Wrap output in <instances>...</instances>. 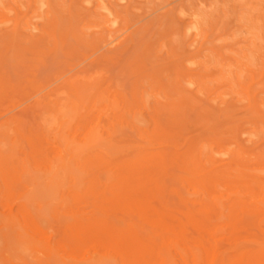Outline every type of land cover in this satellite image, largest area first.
<instances>
[{
	"label": "rangeland",
	"instance_id": "rangeland-1",
	"mask_svg": "<svg viewBox=\"0 0 264 264\" xmlns=\"http://www.w3.org/2000/svg\"><path fill=\"white\" fill-rule=\"evenodd\" d=\"M88 1L89 0H0V221L5 218L4 220H6L5 222L7 224L8 217H10L11 214H16V216H11L10 219L13 220L15 218L18 220V223L15 219L13 222L14 224H18V229L20 231H17L21 236L19 237L20 240H17L18 242L14 239H9L8 241L6 235L11 232L8 230V227V231L1 229L6 227L4 226V221H2V223L0 222V237L2 236L3 238H0V241H2L0 245V264L3 262H5L3 264H54L52 262H55V264H81L80 260L82 264H85V262L88 264L89 261L90 264H122V258L118 255L115 248H108L104 244H101L100 241L95 242L91 240L89 236L83 234L86 227L94 229L96 227L93 226L96 225H100L99 227L105 226L104 220H106V225H108L110 230L114 226L115 229L117 227L116 230L125 229L124 227L128 225L127 222H129V225L135 224L131 226L134 229L139 223V225L143 224L141 225L144 227H142L143 229L138 225V229L136 228L135 230L138 235L139 233L141 234L140 237L143 235L142 237L144 239L148 238V242L152 243L151 245L154 247L152 250H147V254L145 251H139V249H137L138 252L135 251L131 253V256H133L132 258L130 256V260L132 261L134 257L138 260L137 263L140 264H149L151 262L150 260L153 261L151 264H159L161 263L160 261L163 260H165V262L163 261L161 264H215V262L218 264L219 260V264H239L240 261L241 264H264V240L262 243V238L264 236V68H262V61L264 67V58L263 56L261 57V55H264V23L260 25V21H258L261 19V22H264V0H250L251 2L249 0H241L242 3H239L241 2L239 0V2L237 0H230L231 2L229 0H206V2L205 0H123L124 2L122 0H113L114 3L112 0ZM210 1L211 3H209ZM100 2L103 6H106V9L108 7L110 8V10L108 8L110 12L108 16L109 20L115 19L116 21L118 19L117 23H114L115 25H107L106 17H103L107 16L106 13L98 9V4ZM228 2L233 4H229ZM246 2L249 3V5H246ZM256 2L259 4L261 3L260 6L256 4ZM191 3L195 5L192 6ZM220 3L223 4V6ZM252 3L253 5L251 8ZM201 4H203L205 8L202 7ZM210 4H214V6H210ZM244 4L245 8L243 9ZM219 5L221 6L219 7ZM233 5L237 7L236 9L242 7L241 9L239 8L241 11L238 9L234 11V14H231L233 12H231L230 9L233 11ZM227 6H230V9L227 8ZM257 6L259 7L256 8ZM200 7L201 9H199ZM188 8L190 10H188ZM224 8L225 10L227 9V13ZM247 8L250 9L247 10ZM215 9L216 12L219 11L217 14L214 11ZM228 10L231 13L228 12ZM220 11H223L221 12L223 14L225 12V15L221 14ZM253 11L255 12L254 15ZM214 12L215 14H213ZM181 13H185L183 17L180 16ZM117 14L120 16L118 15V17ZM176 14L185 21L183 19L180 20V17L177 18ZM191 15L198 17V20L201 16L202 18L197 25L203 24L201 25L202 28L198 26L196 29L193 28L194 31L191 28L190 30L192 33L189 30L192 23L190 19V17H192ZM216 15H218V17ZM228 15L231 17L230 20ZM185 16L190 17L185 18ZM99 18L103 22L98 20ZM205 18L206 22L204 21ZM242 18H246L247 25L246 23L243 25ZM210 19H212L213 22H211ZM236 20L237 24L235 25ZM251 21L254 23L252 24ZM256 21L258 22L256 23ZM181 22L186 25H183ZM238 23L243 28L240 27ZM248 23H250V25ZM107 26H110L109 29ZM119 26L123 27L120 28ZM234 27H236V31ZM237 27L238 29L240 27L239 30L243 32L241 35H239L241 31H237ZM244 27L247 29H244ZM103 28L108 29L105 30L108 34L105 33ZM249 28H252V30ZM245 30H248L252 34L253 32L251 31H254L255 34L251 36V34ZM101 31H104V33ZM197 31L199 37L197 36ZM204 31L206 32L205 34ZM222 35H224L223 38ZM259 38L261 40H259L257 43L258 45H256V41H258ZM196 39L197 43H195ZM222 39L224 41H222ZM220 40L222 42L217 43ZM235 40L237 41L235 42ZM247 40L249 44L246 42ZM248 45H250V47ZM259 45L263 46L260 47ZM254 46L256 49L258 47L261 49L258 48L259 51H257L258 49L256 50ZM251 47L254 48L251 49ZM246 48L251 50H248L249 54ZM231 49L233 50L230 51ZM208 50H212L213 53ZM235 50L239 52H233ZM252 50L253 53H251ZM220 52H222V54ZM193 55H196V57ZM220 55L223 56V58ZM235 55L238 57L240 56V58H237ZM252 59L255 60L253 61ZM192 60H194L195 63ZM230 61H233V63ZM255 62L258 65L254 64ZM232 67H235L236 70ZM246 71L247 73H251L247 74ZM244 72L246 74H244ZM199 75L200 78L198 77ZM211 75H213V78ZM205 76H207V78ZM251 76L252 78L249 79ZM86 78H88L89 81H87ZM233 79L237 81L235 82ZM240 80L242 82H240ZM190 81L193 85L195 84V86H192ZM239 83L240 86L238 85ZM224 84L226 85L224 86ZM214 88L215 90L213 91L212 89ZM250 88H252L251 91ZM208 91L209 93H207ZM258 95L259 99L257 98ZM240 100L242 101L239 102ZM261 103H263L262 106ZM250 132L251 134L254 132V134H252L253 137L249 135ZM224 151H227V153L225 154ZM187 152H189L188 156L184 155ZM215 153L218 155H215ZM126 155L128 157H126ZM181 156L184 157L182 158ZM109 160L113 164H109ZM122 160L125 161L123 162ZM176 160H178L179 163ZM144 162H147L149 166L144 164ZM125 163H127V165H124ZM235 163L237 167L241 165L240 169L236 167ZM142 164L143 166L140 167ZM175 165H177V168ZM130 168L135 171L141 169V172L142 169L144 170L145 168L146 171L145 173L142 172L140 175V171L134 173ZM224 168L229 172L230 176ZM232 168H234L233 171L235 173H232ZM252 168L255 170L254 172ZM168 169L171 171L170 173ZM201 169L205 170L204 173ZM235 169L238 172H236ZM130 170L132 174L134 173V180L136 179L137 181V184H134V180H132L133 185L130 187H134L132 190L129 188L131 185L130 179H133H129L130 176L132 177V174L128 173ZM185 170L191 174L189 173V175L187 173V175ZM193 170L196 174H194L195 172ZM210 170L212 172H210ZM217 170L220 171H218L220 174ZM215 171L218 174L216 173L215 175ZM107 172H111L110 174L112 175ZM124 173L128 174L126 175ZM136 173L139 174L135 175ZM206 173L211 175L206 177ZM238 173L241 178L238 176ZM120 174H124L126 177L124 175L120 177ZM129 174L131 175L129 176ZM199 174L205 175V177L203 176L205 179ZM195 175H199L198 177L200 180ZM217 175L219 178H217ZM138 176L149 177L145 179L139 177V180H137ZM152 176H154V178ZM190 176H192V178ZM254 177L255 180L252 182L251 180ZM124 178L126 179L124 180ZM207 178H209V182L206 185L204 181L207 183ZM246 178L249 179L247 180ZM118 179L119 181H117ZM195 180H197L196 182L198 184L191 183V181L195 182ZM239 180L242 181L240 182ZM97 181L99 183L95 184ZM198 181H202L203 184H199ZM142 182H147L146 184L149 186H144L146 184H142ZM117 183L118 185L121 183L122 186L120 185L116 188L118 186ZM254 183H259V185H254ZM121 187H123V190ZM149 187H153V189ZM146 188L147 190L149 188V190L147 191ZM115 189H118V191ZM150 189L153 190V192L150 191ZM119 190L120 193H123H121V196L118 194ZM195 190L197 192H194ZM128 191H133V193L126 194ZM76 193L82 194L80 195L81 197L78 196V194L76 195ZM107 193L110 197L107 196ZM131 194L134 195L132 196ZM147 194H149L150 197H148ZM136 195L137 201H139V207L136 204L137 207L133 209L134 206H136L135 203H137L134 197ZM130 196L134 202H130L132 200ZM144 197H146V199H144ZM104 198L108 201L110 200L109 198H114L115 200H110L111 203L110 201H105ZM149 198H151V200ZM218 198L222 201L221 204ZM180 200L183 202H180ZM247 200L248 203L242 204L243 201L245 203ZM65 201L67 203H65ZM113 201H119V203L117 202L119 208L117 207L118 205L116 206L117 203ZM216 201L220 202L218 203ZM120 202H122L121 204L123 205H121ZM155 202H157V204ZM159 202H161V204ZM106 203L110 206L116 204L111 208L107 206ZM238 203L241 204V206L244 205V207H241ZM131 204L132 206L134 205L133 208H131ZM190 204H192L193 207ZM217 204H219V208ZM222 204L224 207H222ZM226 204L227 207H225ZM104 205L110 208L107 209ZM178 205L181 206V209L184 211L179 209L180 207H176ZM114 206L118 209L114 208ZM238 206H240L241 209ZM248 206L251 207L248 208ZM150 207L153 208L151 209ZM203 207H209V210ZM122 208L123 210H121ZM18 209L20 212H26L27 210L28 212L25 214L30 218L23 217V213H19ZM105 209H107V215L104 212ZM109 209H111V211H109L110 215L108 212ZM228 209H230V211H228ZM253 209L255 210L253 211ZM117 210L120 215H118L119 213ZM140 210L142 212H146L147 210L148 213L150 210L152 213H150V215L148 213L145 214V212L140 213ZM164 210L167 211V213ZM210 210L212 211V215L210 214ZM171 211L172 213L175 211V213H173L174 215L177 214L173 218V214L170 213ZM182 211L185 213L183 214ZM190 211L192 213L195 212L194 217ZM198 211H200V213H196ZM114 212L118 219L115 218L116 215ZM230 212L233 213L231 214ZM259 212L263 214L261 213L262 215H260ZM124 213H126L125 216L129 213V216L125 217ZM180 213H182L183 216ZM229 213L232 218L234 217V219H237H232L233 222H230V216L226 217ZM252 213H255V216H253ZM104 214L106 216L103 218ZM169 214H171V217H169ZM195 214H197V216ZM202 214L206 215L203 216ZM1 215H4V218ZM30 215H32V217ZM143 215H145L144 217L147 215L151 217L152 215L153 218L157 219L153 220V218H149L148 216V218L146 217L144 219ZM221 215H223L224 218H221ZM250 215H252V218ZM61 216L63 219L60 220ZM68 216L70 218L73 216L71 219L76 223L71 222L72 220H70ZM176 216L179 217V220ZM199 216L203 218V221ZM207 216L210 217L208 220H206ZM124 217L131 221H127ZM163 217H166V219L169 218V221L167 220L168 223ZM182 217H185L184 220H182ZM204 217H206L205 220L209 224L212 223L209 225L205 221L209 225V228L204 222ZM228 217L229 221L227 220ZM27 218L28 221H25ZM81 218L88 221L89 224L85 223ZM244 218L248 221L242 220ZM29 219H32L35 223L31 220L34 224H30L31 222ZM41 219L45 220L41 222ZM149 219L152 221L149 222ZM170 219L175 223L179 221L177 223L180 226L175 223L172 224L176 225V227L171 225ZM213 219H215V221ZM220 219L222 220L220 221ZM239 219V223L242 222L240 225L237 223ZM58 220L60 222L62 221V223ZM90 220H92L91 224ZM99 220L103 222L100 224V222H97ZM114 220L115 222H113ZM250 220H253L254 223ZM45 221L47 222L45 223ZM64 221H68V224H65ZM211 221H214L215 225L214 222ZM235 221L236 223H234ZM26 222H29V225L26 224ZM93 222H95V224L97 222V224L94 225ZM162 222L164 224H162ZM243 222L249 224L247 225ZM124 223L126 225H124ZM146 223H150V225ZM181 223L186 226L191 224V226L190 228L188 226V229L183 228L186 226H183ZM218 223H220V225H218ZM232 223L234 227H231V225H233ZM35 224L37 225L36 227ZM257 224L262 229H260ZM63 225L66 228L62 227ZM242 225L249 229L246 228V230L244 227L245 231H242ZM77 226L85 229L81 230ZM172 227L176 228L177 231ZM53 228L54 230L52 231ZM67 228H69V230ZM73 228L78 230H72ZM108 228L107 230H109ZM147 228H151V230L154 231L150 230L151 232L149 231V233L148 230H146L148 236L146 235L145 237V232L143 230ZM193 228L194 231L196 230V233L193 231ZM184 229H187V231H184ZM189 229H192L193 233ZM231 229L234 231H232L233 233L230 232V236L229 231H231ZM178 230L181 233L182 239H180V236L175 235L176 232L178 233ZM221 230L223 232H221ZM64 231H67V233ZM72 231L82 233L80 236H77L78 239L74 238V242L69 239L73 240V237L76 236L74 235L75 233L70 234L69 236H74H71L72 238L69 239H67L69 236H65V234L68 235V233ZM246 231L256 232L258 234H250V232H247L249 235H246ZM154 232L162 233L161 235L163 236L155 237L153 234ZM170 232L171 236L174 235V237H178L179 239L167 236L170 235ZM63 233L65 234L63 235ZM163 233L167 234V237H165ZM56 234H59L60 237ZM255 234L258 236L256 237ZM260 234L263 235L261 236ZM151 235H153V237ZM259 235L261 236V242L258 241V238H260ZM8 237H11V235H8ZM151 237L152 239L150 240ZM185 237L186 239L190 238L187 239L189 241H186ZM191 237L197 238L191 239ZM199 237L200 239H198ZM205 238L208 239L206 241L209 243V246L207 243L205 244L206 241L201 242V240ZM230 238L233 240L229 241ZM6 239L7 241H4ZM45 239L47 243L43 242ZM60 239L65 244L60 242ZM79 239L82 240V242H79ZM173 239L175 240L173 243L178 244L179 241L182 242L179 243L177 247L176 244L173 245ZM209 239L211 241H209ZM153 240L155 243L150 242ZM212 240L215 242L213 243ZM237 240L241 243H236ZM249 240L252 241V244L251 242L249 243ZM75 241L79 248L76 247ZM156 241H159V243H161L160 245L163 247ZM8 242H14L11 247L8 248L10 252L5 248L6 244L7 247H9L8 244L10 243ZM27 243L30 244L28 245ZM54 243L56 244L55 247ZM70 243H74V245L72 244V246H70ZM14 244L18 245L15 247ZM37 244L39 245L37 246ZM97 244L99 246L101 245V247H98ZM154 244H157L158 248ZM180 244L182 245L180 246ZM234 244L235 246L237 244L239 245L234 247ZM65 245L70 246L67 247V249H71L70 254L73 257H71L69 251L65 249ZM230 245L234 247V251H232L233 249L232 247L230 248ZM248 245H251V250L248 249ZM1 246L4 248L1 249ZM92 246L94 249H92ZM240 246L241 249L239 248ZM56 247H58L56 251L55 249L52 251V249ZM192 247L195 250L196 248L199 250H196V252ZM200 247H202V250ZM236 248L238 250H235ZM244 248L247 250L245 251ZM258 248L261 250V253ZM14 250L16 251L14 252ZM160 250L163 251L161 252ZM5 252L11 257L7 258L9 256ZM50 252H52V254H50ZM152 252L154 254L156 253V255L154 256ZM59 253L60 255L62 254L61 257L58 255ZM230 253L231 256L235 255V253H239V255H237L240 259H238L236 255V257H231ZM242 253L245 255L243 256ZM249 253H252V255ZM23 255H25V257H23ZM185 255L186 257L188 256L187 260ZM198 255H200V260L196 258ZM147 256H152V259L147 258ZM223 256H225L226 259ZM246 256L250 260H248ZM230 257L234 261L231 260ZM4 258L8 261H5ZM153 258L157 261L153 260ZM243 258H245V260ZM135 259L133 261H135ZM14 260H16V262H14ZM141 261L144 262L141 263Z\"/></svg>",
	"mask_w": 264,
	"mask_h": 264
},
{
	"label": "bare ground",
	"instance_id": "bare-ground-1",
	"mask_svg": "<svg viewBox=\"0 0 264 264\" xmlns=\"http://www.w3.org/2000/svg\"><path fill=\"white\" fill-rule=\"evenodd\" d=\"M84 1H85V0H84ZM90 1H91V0H89L88 2H90ZM112 1H113V0H112ZM118 1H119V0H118ZM122 1H123V0H122ZM216 1H217V0H216ZM219 1H221V0H219ZM229 1H230V0H229ZM231 1H232V0H231ZM231 1H230V2H231ZM237 1H238V0H237ZM239 1H241V0H239ZM239 1H238V2H239ZM249 1H250V0H249ZM249 1H247V2H249ZM255 1H256V0H255ZM255 1H254V2H255ZM259 1H261V0H259ZM259 1H258V2H259ZM262 1H263V0H262ZM95 2H96V1H95ZM123 2H124V1H123ZM205 2H206V0H205ZM205 2H204V3H205ZM207 2H208V1H207ZM224 2H225V1H224ZM224 2H223V3H224ZM230 2H228V3H229V4H233V3H230ZM233 2H234V1H233ZM235 2H236V1H235ZM238 2H237V3H238ZM247 2H246V5H249V3H247ZM250 2H251V1H250ZM263 2H264V1H263ZM97 3H98V2H97ZM111 3H112V2H111ZM113 3H114V1H113ZM116 3H117V2H116ZM198 3H199V2H198ZM201 3H203V2H201ZM209 3H211V1H210ZM228 3H225V4H228ZM239 3H242V1L239 2ZM243 3H244V1H243ZM85 4H86V3H85ZM88 4H89V3H88ZM104 4H106V3H104ZM191 4H192V3H191ZM191 4H190V5H191ZM196 4H197V2H196ZM199 4H200V3H199ZM199 4H198V5H199ZM220 4H221V3H220ZM229 4H228V5H229ZM256 4H259V3L256 2ZM260 4H261V3H260ZM260 4H259V6H260ZM187 5H188V4H187ZM194 5H195V4H194ZM194 5L192 4V6H194ZM198 5H197V6H198ZM201 5H202V7H204L203 4H201ZM204 5H205V4H204ZM211 5L214 6V4H210V6H211ZM221 5L223 6V4H221ZM221 5H219V7H220ZM235 5H236V4H235ZM252 5H253V3L251 4V8H252ZM254 5H255V4H254ZM89 6H90V5H89ZM192 6H190V7H192ZM207 6H208V4H207ZM213 6H212V7H213ZM217 6H218V5H217ZM237 6H238V5H237ZM239 6H240V4H239ZM239 6H238V7H239ZM241 6H242V5H241ZM259 6H257L256 8H258ZM105 7H106V6H103L101 2L98 4V9H100L101 11H104V12L106 13V15H107V16H103V17H106V22L108 23L107 25L117 23V20H118V19H117L116 21H115V19L109 20L108 16H109V14H110V12H109L110 8L107 6V7L109 8V10H108V8L106 9ZM115 7H116V6H115ZM229 7H230V6H227V8H229ZM233 7H234V5H233ZM96 8H97V7H96ZM184 8H185V7H184ZM184 8H183V9H184ZM204 8H205V7H204ZM204 8H203V9H204ZM236 8H237V7H234L235 10L233 9V11H232V9L229 8V9L231 10V12H233V13H231L229 10H228V12H230L231 14H234V11L238 10L239 8L241 9L242 7H239L238 9H236ZM244 8H245V4H244L243 9H244ZM261 8H263V7H261ZM185 9H186V8H185ZM199 9H201V7H200ZM213 9H214V8H213ZM219 9H220V8H219ZM240 9H239V10H240ZM249 9H250V8H249ZM249 9L247 8V10H249ZM118 10H119V9H118ZM181 10H182V9H181ZM181 10H180V11H181ZM188 10H190V9L188 8ZM188 10H187V11H188ZM195 10H196V8H195ZM217 10H218V8H217ZM224 10H225V8H224ZM251 10H252V9H251ZM256 10H257V9H256ZM256 10H255V12H256ZM111 11H112V10H111ZM182 11H183V10H182ZM187 11H186V12H187ZM191 11H193V10H191ZM191 11H190V14H191ZM197 11H198V9H197ZM208 11H210V10H208ZM214 11L216 12V9H215ZM240 11H241V10H240ZM258 11H259V9H258ZM263 11H264V9H263ZM146 12H148V11H146ZM183 12H184V11H183ZM199 12H200V10H199ZM215 12H214L213 14H215ZM218 12H219V11H217L216 14H217ZM221 12H223V11H220V13H221ZM225 12L227 13V9L225 10ZM225 12H224V14H223V13H221V14L225 15ZM238 12H239V11H238ZM251 12H252V11H251ZM255 12L253 11V15L255 14ZM260 12H261V11H260ZM260 12H259V13H260ZM187 13H188V12H187ZM193 13H194V12H193ZM200 13H201V12H200ZM246 13H247V12H246ZM256 13H257V12H256ZM259 13H258V16H259ZM262 13H263V12H262ZM181 14H183V15H181ZM181 14H180V16L183 17L185 13H181ZM190 14H189V15H190ZM198 14H199V13H198ZM198 14H196V15H198ZM231 14H230V15H231ZM236 14H237V13H236ZM239 14H240V13H239ZM247 14L251 15L250 13H247ZM247 14H246V15H247ZM100 15H101V14H100ZM113 15H114V14H113ZM113 15H112V16H113ZM115 15H116V14H115ZM118 15H119V14H117V16H118ZM126 15H127V14H126ZM176 15H177V16H176L177 18L180 17L178 14H176ZM187 15H188V14H187ZM207 15H208V14H207ZM218 15H219V14H218ZM218 15H216V16L218 17ZM226 15H227V14H226ZM243 15H244V14H243ZM119 16H120V15H119ZM119 16H118V17H119ZM191 16H192V15H191ZM214 16H215V15H214ZM231 16H232V15H231ZM236 16H237V15H236ZM240 16H241V15H240ZM240 16H239V18H240ZM260 16H261V15H260ZM263 16H264V15H263ZM110 17H111V16H110ZM114 17H116V16H114ZM187 17L189 18L190 16H185V18H187ZM212 17H213V16H212ZM217 17H216V18H217ZM223 17H224V16H223ZM223 17H221V18H223ZM228 17H229V20H230L231 17H230L229 15H228ZM228 17H227V18H228ZM169 18H170V17H169ZM197 18H198V17H196V16H194V15H193L192 17H190L192 23H191V27L189 28V30H190L191 28H192V29H193V28L196 29L197 26H198V27H201V25H203V24H201V25H197V24H199V20H200L202 17L200 16V19H199V20H198ZM206 18H207V17H206ZM206 18L204 19L205 22H206ZM221 18H220V20H221ZM236 18H237V17H236ZM247 18H248V17H247ZM251 18H252V17H251ZM260 18H261V17H260ZM110 19H111V18H110ZM182 19H183V18L180 17V20H182ZM243 19H244V18H242L243 25H244V24L246 23V20H245L246 18H245L244 20H243ZM253 19L255 20L254 17H253ZM96 20H97V19H96ZM98 20H100V18H99ZM120 20H121V19H120ZM178 20H179V19H178ZM183 20H184V19H183ZM216 20H217V19H216ZM216 20H215V22H216ZM225 20H226V19H225ZM240 20H241V19H240ZM251 20H252V19H251ZM100 21H102V20H100ZM184 21H185V20H184ZM184 21H183V23H184ZM187 21H188V20H187ZM210 21L213 22L212 19H210ZM223 21H224V20H223ZM242 21H241V22H242ZM244 21H245V22H244ZM252 21H253V20H252ZM252 21H251V23H252ZM258 21H260V25H261L262 23H264V22H261V21H262L261 19L258 20ZM258 21H256V23H257ZM102 22H103V21H102ZM215 22H214V23H215ZM235 22H236V23H235ZM235 22H233V23H235V25H236V24H237V20H236ZM247 22H248V20H247ZM121 23H122V20H121ZM181 23H182V22H181ZM183 23H182V24H183ZM202 23H203V22H202ZM207 23H208V21H207ZM207 23H205V24H207ZM224 23H225V22H224ZM226 23H227V22H226ZM253 23H254V22H253ZM253 23H252V24H253ZM248 24L250 25V23H248ZM97 25H98V24H97ZM105 25H106V24H105ZM105 25H104V26H105ZM114 25H115V24H114ZM122 25H123V24H122ZM170 25H171V24H170ZM183 25H186V24H183ZM210 25H211V24H210ZM219 25H220V24H219ZM221 25H222V24H221ZM223 25H224V24H223ZM238 25H239V23H238ZM246 25H247V23H246ZM255 25H256V24H255ZM257 25H258V24H257ZM260 25H259V26H260ZM100 26H102V25H100ZM104 26H103V27H104ZM117 26H118V25H117ZM125 26H126V25H125ZM125 26H124V27H125ZM188 26H189V25H188ZM207 26H208V25H207ZM239 26H240V25H239ZM263 26H264V24H263ZM263 26H262V28H263ZM96 27H97V26H96ZM96 27H95V28H96ZM107 27H108V26H107ZM109 27H110V26H109ZM109 27H108V29H109ZM119 27H120V26H119ZM122 27H123V26H122ZM122 27H120V28H122ZM203 27H204V26H203ZM209 27L212 28L211 26H209ZM216 27H217V26H216ZM240 27H242V26H240ZM240 27H239V29H240ZM256 27H257V26H256ZM97 28H98V27H97ZM101 28H102V27H101ZM111 28H113V27H111ZM201 28H202V27H201ZM210 28H209V29H210ZM234 28H235V31H236V27H234ZM242 28H243V27H242ZM245 28H246V27H244V29H245ZM252 28H254V27H252ZM252 28H249V29L252 30ZM99 29H100V28H99ZM108 29H104V28H103L104 31H105V30H108ZM184 29H185V28H184ZM194 29H193V31H194ZM209 29H208V30H209ZM239 29H238V27H237V31H238ZM246 29H247V28H246ZM249 29H248V30H249ZM255 29H257V28H255ZM260 29H261V26H260ZM88 30H89V29H88ZM242 30H243V29H242ZM248 30H245V31H248ZM104 31H101V32L104 33ZM115 31H116V30H115ZM115 31H114V32H115ZM186 31H187V30H186ZM240 31H241V30H239V32H240ZM261 31H262V30H261ZM183 32H184V31H183ZM190 32H191V30H190ZM190 32H188V33H190ZM233 32H234V31H233ZM233 32H232V33H233ZM248 32H249V31H248ZM248 32H247V33H248ZM251 32H253V34H255L254 31H251ZM105 33H107V31H105ZM191 33H192V32H191ZM195 33H196V32H195ZM205 33H206V32L204 31V34H205ZM207 33H208V32H207ZM242 33H243V32L241 31L239 35H241ZM249 33H250V32H249ZM249 33H248V34H249ZM256 33H257V32H256ZM258 33H259V32H258ZM107 34H108V33H107ZM120 34H121V33H120ZM230 34H231V33H230ZM233 34H235V33H233ZM233 34H232V35H233ZM250 34H251V36L253 35L252 33H250ZM139 35H140V33H139ZM190 35H191V34H190ZM190 35H189V36H190ZM237 35H238V34H237ZM114 36H115V35H114ZM132 36H133V35H132ZM197 36L199 37V35H198V31H197ZM204 36H206V35H204ZM246 36H247V35H246ZM246 36H245V37H246ZM251 36H250V37H251ZM263 36H264V35H263ZM116 37H117V36H116ZM185 37H186V36H185ZM190 37H191V36H190ZM223 37H224V35H222V38H223ZM227 37H228V35H227ZM230 37H231V36H230ZM230 37H229V38H230ZM233 37H236V36H233ZM239 37H240V36H239ZM260 37H261V34H260ZM108 38H109V37H108ZM114 38H115V37H114ZM194 38H195V37H194ZM203 38H204V37H203ZM217 38H218V37H217ZM237 38H238V36H237ZM240 38H241V37H240ZM242 38H244V37H242ZM106 39H107V38H106ZM197 39H198V38H197ZM197 39H196V42H195V43H197ZM225 39H226V38H225ZM230 39H231V38H230ZM244 39H245V38H244ZM247 39H248V38H247ZM256 39H257V38H256ZM112 40H113V39H112ZM238 40H239V39H238ZM240 40H241V39H240ZM249 40H250V39H249ZM259 40H261V39L259 38L258 41H256V45H258L257 43L259 42ZM194 41H195V40H194ZM222 41H224V40L222 39ZM222 41L220 40V41H218L217 43H220V42H222ZM226 41H227V39H226ZM226 41H225V42H226ZM236 41H237V40H235V42H236ZM242 41H243V40H242ZM110 42H111V41H110ZM231 42H232V41H231ZM246 42L248 43V40H247ZM112 43H113V42H112ZM195 43H194V44H195ZM204 43H205V42H204ZM232 43H234V42H232ZM113 44H114V43H113ZM248 44H249V43H248ZM250 44H251V43H250ZM260 44H261V43H260ZM262 44H263V42H262ZM110 45H112V44H110ZM202 45H204V44H202ZM202 45H201V46H202ZM248 46L250 47V45H248ZM248 46H247V48H248ZM259 46L262 47L263 45H262V46L259 45ZM202 47H203V46H202ZM245 47H246V46H245ZM254 47H255V46H254ZM254 47H253V48H254ZM260 47H258V48H260ZM205 48H207V47H205ZM241 48H242V47H241ZM247 48H246V49H247ZM253 48L251 47V49H253ZM258 48H257V49H258ZM263 48H264V47H263ZM190 49H191V48H190ZM200 49H201V47H200ZM203 49H204V47H203ZM211 49H213V48H211ZM242 49H243V48H242ZM242 49H241V51H242ZM255 49H256V47H255ZM257 49H256V50H257ZM260 49H261V48H260ZM214 50H216V49H214ZM232 50H233V49H231L230 51H232ZM238 50H239V49H238ZM248 50H249V49H247V52H248ZM263 50H264V49H263ZM208 51H211V52L213 53L212 50H208ZM220 51H221V50H220ZM249 51H251V50H249ZM257 51H259V49H258ZM260 51H261V50H260ZM233 52H237V53H238L239 51L235 50V51H233ZM233 52H232V53H233ZM196 53H197V52H196ZM220 53L222 54V52H220ZM225 53H227V52H225ZM229 53H230V52H229ZM232 53H231V54H232ZM245 53H246V52H245ZM251 53H253V50H252ZM251 53H250V55H251ZM255 53H256V51H255ZM203 54H204V52H203ZM217 54H218V53H217ZM240 54H241V53H240ZM248 54H249V52H248ZM260 54H261V53H260ZM197 55H198V54H197ZM215 55H216V54H215ZM224 55H225V54H224ZM233 55H234V54H233ZM250 55H249V56H250ZM256 55H257V54H256ZM193 56L196 57V55H193ZM217 56H218V55H217ZM220 56H221V55H220ZM235 56H236V55H235ZM252 56H253V55H252ZM262 56H263V58H264V55H261V57H262ZM195 57H193V58H195ZM221 57L223 58V56H221ZM221 57H220V58H221ZM236 57H237V58H240V56H239V57L236 56ZM250 57H251V56H250ZM222 58H221V59H222ZM242 58H243V57H242ZM251 58H252V57H251ZM251 58H250V59H251ZM253 58H254V57H253ZM196 59H197V58H196ZM221 59H220V60H221ZM250 59H249V60H250ZM255 59H256V58H255ZM255 59H254V60H255ZM204 60H205V59H204ZM225 60H226V59H225ZM225 60H224V61H225ZM238 60H240V59H238ZM242 60H243V59H242ZM252 60H253V59H252ZM254 60H253V61H254ZM192 61L195 63L194 60H192ZM222 61H223V60H222ZM234 61H235V60H234ZM261 61H262V59H261ZM230 62H231V61H230ZM248 62H249V61H248ZM194 63H193V65H194ZM224 63H225V62H224ZM231 63H233V61H232ZM234 63H235V62H234ZM240 63H241V62H240ZM244 63H245V61H244ZM260 63H261V62H260ZM188 64H189V63H188ZM191 64H192V63H191ZM196 64H197V63H196ZM196 64H195V65H196ZM198 64H199V63H198ZM247 64H248V63H247ZM254 64H257V63L255 62ZM252 65H253V64H252ZM257 65H258V64H257ZM188 66H189V65H188ZM191 66H192V65H191ZM197 66H198V65H197ZM216 66H217V65H216ZM254 66H255V65H254ZM202 68H203V67H202ZM202 68H201V69H202ZM232 68H233V67H232ZM234 68H235V67H234ZM234 68H233V69H234ZM262 68H264V67H263V61H262ZM262 68H261V69H262ZM212 69H213V68H212ZM223 69H224V68H223ZM238 69H239V68H238ZM241 69H244V68H241ZM245 69H246V68H245ZM256 69H257V68H256ZM215 70H216V69H215ZM235 70H236V68H235ZM246 70H247V69H246ZM211 71H212V70H211ZM211 71H210V72H211ZM216 71H217V70H216ZM251 71H252V70H251ZM259 71H260V70H259ZM259 71H258V72H259ZM210 72H209V73H210ZM224 72H225V70H224ZM238 72H239V71H238ZM238 72H237V75H238ZM242 72H243V70H242ZM217 73H218V72H217ZM230 73H231V71H230ZM246 73H247V71H246ZM246 73L244 72V74H246ZM248 73H251V72H248ZM248 73H247V74H248ZM227 74H228V73H227ZM261 74H262V73H261ZM261 74H259V75H261ZM263 74H264V73H263ZM205 75H207V74H205ZM250 75H251V74H250ZM192 76H193V75H192ZM192 76H191V77H192ZM212 76H213V75H211V77H212ZM220 76H221V75H220ZM180 77H181V76H180ZM191 77H190V78H191ZM194 77H195V76H194ZM198 77L200 78V75H199ZM202 77H203V76H202ZM205 77L207 78V76H205ZM209 77H210V76H209ZM231 77H232V76H231ZM242 77H243V76H242ZM81 78H82V77H81ZM84 78H85V77H84ZM203 78H204V77H203ZM212 78H213V77H212ZM251 78H252V76L249 77V79H251ZM253 78H254V75H253ZM86 79H87V81H89L88 78H86ZM235 79H236V77H235ZM233 80H234V79H233ZM243 80H244V79H243ZM91 81H92V80H91ZM179 81H180V80H179ZM191 81H192V80H191ZM191 81H190V84H192ZM213 81H214V80H213ZM234 81H235V80H234ZM236 81H237V80H236ZM236 81H235V82H236ZM247 81H248V80H247ZM252 81H253V80H252ZM184 82H185V81H184ZM188 82H189V81H188ZM240 82H242V81L240 80ZM254 82H255V81H254ZM212 83H213V82H212ZM210 84H211V83H210ZM233 84H234V82H233ZM250 84H251V83H250ZM187 85H189V84H187ZM225 85H226V84H224V86H225ZM238 85L240 86V83H239ZM247 85H248V84H247ZM247 85H246V86H247ZM260 85H261V84H260ZM108 86H109V85H108ZM189 86H190V85H189ZM192 86H195V84H194V85L192 84ZM219 86H220V85H219ZM224 86H223V87H224ZM190 87H191V86H190ZM235 87L237 88L236 85H235ZM241 87H242V86H241ZM261 87H262V86H261ZM191 88H192V87H191ZM194 88H195V87H194ZM217 88H218V87H217ZM219 88H220V87H219ZM246 88H247V87H246ZM255 88H256V87H255ZM237 89H238V88H237ZM212 90L214 91L215 88L212 89ZM251 90H252V88H250V91H251ZM209 91H211V90H209ZM209 91H208L207 93H209ZM243 91H244V90H243ZM248 91H249V89H248ZM196 93H197V92H196ZM205 94H206V93H205ZM249 94H250V92H249ZM258 94H260V93H258ZM230 96H231V95H230ZM251 96H252V95H251ZM251 96H250V97H251ZM260 96H262V95H260ZM216 97H217V96H216ZM228 97H229V96H228ZM228 97H227V99H228ZM229 98H230V97H229ZM242 98H243V96H242ZM257 98L259 99V95H258ZM213 99H214V98H213ZM216 99H217V98H216ZM251 99H252V98H251ZM234 100H235V99H234ZM223 101H224V100H223ZM223 101H221V102H223ZM241 101H242V100H240L239 102H241ZM243 101H244V100H243ZM251 101H252V100H251ZM262 101H263V100H262ZM244 102L248 103L247 101H244ZM249 103H250V102H249ZM258 103H260V102H258ZM263 103H264V102H263ZM263 103H261V106L263 105ZM251 104H252V102H251ZM251 104H250V105H251ZM253 105H254V104H253ZM258 105H259V104H258ZM263 106H264V105H263ZM263 116H264V115H263ZM105 117H106V116H105ZM54 122H55V121H54ZM55 123H57V122H55ZM134 123L136 124L135 121H134ZM50 124H51V123H50ZM50 124H48V125H50ZM138 124H140V123H138ZM53 125H54V124H53ZM48 127H49V126H48ZM107 130H108V129H107ZM253 131H255V130H253ZM113 133H114V131H113ZM255 133H256V132H255ZM118 134H119V133H118ZM252 134H254V132H253ZM252 134H251V132L249 133V135H251V136L253 137ZM246 135H247V134H246ZM255 135H256V134H255ZM117 136H118V135H117ZM247 136H248V135H247ZM244 137H245V136H244ZM249 137H250V136H249ZM115 139H116V138H115ZM75 151H76V150H75ZM206 151H207V149H206ZM224 152H225V151H224ZM207 153H208V152H207ZM212 153H213V151H212ZM221 153H223V152H221ZM221 153H220V154H221ZM226 153H227V151L225 152V154H226ZM230 153H231V152H230ZM230 153H229V154H230ZM188 154H189V152H187V153L184 154V155H187V156H188ZM213 154H214V153H213ZM225 154H224V155H225ZM122 155H123V154H122ZM204 155H205V153H204ZM215 155H218V154L215 153ZM104 156H106V155H104ZM114 156H115V155H114ZM119 156H120V155H119ZM119 156H118V157H119ZM208 156H209V155H208ZM240 156H241V154H240ZM126 157H128V156L126 155ZM181 157H182V156H181ZM183 157H184V156H183ZM183 157H182V158H183ZM217 157H218V156H217ZM220 157H222V156H220ZM232 157H233V156H232ZM170 158H171V156H170ZM179 158H180V157H179ZM179 158H178V160H179ZM230 158H231V157H230ZM237 158H239V157H237ZM253 158H254V157H253ZM108 159H109V158H108ZM124 159H125V158H124ZM126 159H127V158H126ZM132 159H133V158H132ZM195 159H196V158H195ZM195 159H194V160H195ZM134 160H135V159H134ZM164 160H165V159H164ZM174 160H175V159H174ZM178 160H176V161H178ZM183 160H184V159H183ZM241 160H242V159H241ZM118 161H121V160H118ZM122 161H123V160H122ZM124 161H125V160H124ZM124 161H123V162H124ZM126 161H128V160H126ZM165 161H166V160H165ZM179 161H180V160H179ZM179 161H178V163H179ZM109 162H110V160H109ZM114 162H115V159H114ZM154 162H155V161H154ZM181 162H182V161H181ZM183 162H184V161H183ZM128 163H129V162H128ZM140 163H141V162H140ZM142 163H143V162H142ZM170 163H171V162H170ZM186 163H187V161H186ZM193 163H194V162H193ZM103 164H104V163H103ZM107 164H108V163H107ZM109 164H113V163L110 162ZM109 164H108V165H109ZM131 164H132V163H131ZM133 164H134V163H133ZM144 164H147V162H144ZM180 164H181V163H180ZM233 164H234V163H233ZM235 164H236V163H235ZM124 165H127V163H125ZM135 165H136V163H135ZM135 165H134V168L136 169V166H135ZM139 165H140V164H139ZM147 165H148V164H147ZM162 165H163V164H162ZM226 165H228V164H226ZM101 166H103V165H101ZM111 166H112V165H111ZM122 166H123V165H122ZM142 166H143V164H142L140 167H142ZM148 166H149V165H148ZM164 166H165V165H164ZM164 166H163V167H164ZM176 166H177V165H175V167H176ZM182 166L184 167L183 164H182ZM185 166H186V165H185ZM212 166H214V165H212ZM215 166H216V165H215ZM224 166H225V165H224ZM238 166H239V164H238ZM159 167H160V166H159ZM159 167H158V168H159ZM191 167H193V166H191ZM225 167H226V166H225ZM233 167H234V166H233ZM236 167H237V164H236ZM240 167H241V165H240ZM240 167H237V168L240 169ZM51 168H52V167H51ZM51 168H50V169H51ZM55 168H56V167H55ZM110 168H112V167H110ZM119 168H120V167H119ZM132 168H133V167H132ZM132 168H130V169H132ZM138 168H139V167H138ZM176 168H177V167H176ZM184 168H185V167H184ZM219 168H220V167H219ZM230 168H231V166H230ZM242 168H243V165H242ZM148 169H149V168H148ZM155 169H156V168H155ZM181 169H183V168H181ZM186 169H187V168H186ZM221 169H222V167H221ZM233 169H234V168H232V173L234 172ZM248 169H249V168H248ZM252 169H253V168H252ZM101 170H102V169H101ZM114 170H115V169H114ZM128 170H129V168H128ZM151 170H152V169H151ZM189 170H190V169H189ZM202 170H203V169H201V171H202ZM222 170H223V169H222ZM222 170H221V171H222ZM224 170H225V168H224ZM235 170H236V169H235ZM245 170H246V169H245ZM245 170H244V171H245ZM58 171H59V170H58ZM109 171H110V170H109ZM117 171H118V170H117ZM133 171H134V173H135L136 171H140L139 173H140V175H141L142 172L145 173L146 170H145V168H144V170L142 169V172H141V169H139V170L137 169L136 171H135L134 169H132V172H133ZM152 171H154V170H152ZM168 171H169V169H168ZM193 171H194V170H193ZM204 171H205V170H203L202 172L204 173ZM218 171H219V170H217V172H218ZM225 171H227V170H225ZM225 171H224V172H225ZM240 171H241V170H240ZM240 171H239V172H240ZM244 171H243V172H244ZM248 171H249V170H248ZM250 171H251V170H250ZM254 171H255V170L253 169V172H254ZM260 171H261V170H260ZM262 171H263V170H262ZM94 172H96V171H94ZM100 172H101V171H100ZM120 172H123V171H120ZM149 172H150V171H149ZM157 172H158V171H157ZM159 172H160V169H159ZM163 172H164V171H163ZM170 172H171V171H169V173H170ZM185 172H186V174L188 173L186 170H185ZM194 172H195V171H194ZM210 172H212V171L210 170ZM217 172L215 171V175H216ZM219 172H220V171H219ZM219 172H218V173H219ZM227 172H228V171H227ZM227 172H226V173H227ZM236 172H238V171L236 170ZM256 172H257V170H256ZM263 172H264V171H263ZM263 172H262V173H263ZM50 173H51V172H50ZM107 173H108V172H107ZM110 173H111V172H110ZM110 173H108V174H110ZM128 173H131V170H130ZM128 173H127V174H128ZM134 173H133V174H134ZM139 173H136L135 175H137V174H139ZM152 173H153V172H152ZM189 173H190V172H189ZM189 173H188V174H189ZM198 173H200V172H198ZM218 173H217V174H218ZM234 173H235V172H234ZM240 173H241V172H240ZM95 174H96V173H95ZM108 174H107V175H108ZM124 174H126V173H124ZM124 174H120L119 176L121 177V176L124 175ZM127 174H126V175H127ZM131 174H132V173H131ZM131 174H129V176H130ZM133 174H132V177H131V176L129 177V179H130V178H133V176H134ZM149 174H150V173H149ZM188 174H187V175H188ZM190 174H191V173H190ZM190 174H189V175H190ZM194 174H196V172H195ZM219 174H220V173H219ZM227 174L229 175V172H228ZM245 174H246V172H245ZM245 174H242V175H245ZM247 174H248V173H247ZM49 175H50V174H49ZM62 175H63V174H62ZM110 175H112V174H110ZM114 175H115V174H114ZM144 175H145V174H144ZM144 175H143V176H144ZM199 175H200V174H199ZM199 175H195V176L198 177ZM201 175H202V174H201ZM201 175H200V176H201ZM205 175H206V177H207V176H210L211 174L208 175V173H206ZM205 175H202V177H203V176L205 177ZM248 175H249V174H248ZM124 176H125V175H124ZM143 176H141V177H143ZM157 176H158V175H157ZM164 176H165V175H164ZM193 176H194V175H193ZM221 176H222V175H221ZM229 176H230V175H229ZM231 176H232V175H231ZM238 176L241 178V176L239 175V173H238ZM251 176H253V175H251ZM254 176H255V175H254ZM125 177H126V176H125ZM139 177H140V176H138V179H137V180H139ZM141 177H140V178H141ZM146 177L148 178L149 176H145V177H143V178L145 179ZM152 177L154 178V176H152ZM155 177H156V176H155ZM187 177H188V176H187ZM190 177L192 178V176H190ZM204 177H203V178H204ZM213 177H214V176H213ZM224 177H225V175H224ZM106 178H107V177H106ZM108 178H109V177H108ZM116 178H117V176H116ZM116 178H115V179H116ZM127 178H128V177H127ZM153 178H152V179H153ZM194 178H196V177H194ZM214 178H215V177H214ZM217 178H219L218 175H217ZM243 178H244V177H243ZM250 178H251V177H250ZM256 178H257V177H256ZM115 179H114V180H115ZM125 179H126V178H124V180H125ZM149 179H150V178H149ZM157 179H158V178H157ZM189 179H190V178H189ZM198 179H199V177H198ZM204 179H205V178H204ZM211 179H212V178H211ZM238 179H239V178H238ZM246 179L248 180L249 178H246ZM260 179H263V178H260ZM93 180H95V179H93ZM111 180H112V179H111ZM130 180H131V185L129 184V185H130L129 188L133 185V184H132V183H133L132 180H134V178H133V179H130ZM146 180H147V179H146ZM146 180H145V181H146ZM161 180H162V179H161ZM199 180H200V179H199ZM206 180H208L207 183H206L205 181H204V183L207 185L208 182H209V178H207ZM250 180H251V179H250ZM254 180H255V177L252 178L251 181L253 182ZM256 180H257V179H256ZM95 181H96V180H95ZM117 181H119V179H118ZM127 181H129V180H127ZM127 181H126V182H127ZM140 181H142V180H140ZM143 181H144V180H143ZM151 181H152V180H151ZM165 181H166V180H165ZM192 181H193V180H192ZM192 181H191V183H194V184L197 183V182H196L197 180H195V182H192ZM221 181H222V180H221ZM235 181H236V180H235ZM239 181H240V180H239ZM241 181H242V180H241ZM241 181H240V182H241ZM89 182H91V181H89ZM89 182H88V185L90 186V183H89ZM103 182H104V181H103ZM136 182H137V181H136V179H135V180H134V184H137ZM147 182H148V181H147ZM147 182H146V183H147ZM185 182H186V181H185ZM188 182H189V181H188ZM198 182H199V181H198ZM217 182H218V181H217ZM223 182H224V181H223ZM223 182H221V183H223ZM228 182H229V181H228ZM233 182H234V181H233ZM236 182H238V181H236ZM243 182H244V181H243ZM91 183H92V182H91ZM96 183H99V182L97 181V182H95V184H96ZM107 183H108V182H107ZM118 183H119V182H118ZM118 183H117V185H118ZM146 183H143V182H142V184H146ZM149 183H150V182H149ZM151 183H152V182H151ZM153 183H154V182H153ZM200 183H202V181L199 182V184H200ZM100 184H101V183H100ZM123 184H124V183H123ZM140 184H141V183H140ZM158 184H159V182H158ZM178 184H179V183H178ZM197 184H198V183H197ZM202 184H203V183H202ZM250 184H251V182H250ZM257 184L259 185V183H254V185H257ZM91 185H92V184H91ZM93 185H94V183H93ZM110 185H111V184H110ZM114 185H116V184H114ZM120 185H121V183H120ZM120 185H118L117 187L115 186V187L118 188ZM179 185H180V184H179ZM209 185H210V183H209ZM251 185H252V184H251ZM77 186H78V185H77ZM121 186H122V185H121ZM136 186H138V185H136ZM136 186H135V187H136ZM144 186H147V184L144 185ZM148 186H149V185H148ZM148 186H147V187H148ZM115 187H114V188H115ZM153 187H154V185H153ZM153 187H152V188L149 187V188L153 189ZM165 187H166V186H165ZM88 188H89V187H88ZM106 188H107V187H106ZM121 188H122V190H123V187H121ZM133 188H134V187H132V188H130V189L132 190ZM149 188H148V190H149ZM161 188H162V187H161ZM250 188H251V186H250ZM253 188H254V187H253ZM75 189H76V188H75ZM130 189H126V190H130ZM140 189H141V188H140ZM140 189H139V190H140ZM151 189H150V191L153 192V190H151ZM166 189H167V188H166ZM188 189H189V188H188ZM86 190H88V189H86ZM93 190H94V189H93ZM96 190H97V188H96ZM106 190H108V189H106ZM112 190H113V189H112ZM115 190L118 191V189H115ZM137 190H138V189H137ZM146 190H147V188H146ZM148 190H147V191H148ZM251 190H252V189H251ZM255 190H256V188H255ZM113 191H114V190H113ZM159 191H160V190H159ZM65 192H66V191H65ZM106 192H108V191H106ZM114 192H115V191H114ZM131 192L133 193V191H131ZM131 192L128 191V192H126V194H127V193L130 194ZM134 192L136 193L135 190H134ZM194 192H197V191L195 190ZM198 192H199V191H198ZM84 193H86V192H84ZM121 193H122V192H121ZM121 193H120V190H119L118 194H119L120 196H121ZM146 193H148V192H146ZM157 193H160V192H157ZM157 193H156V194H157ZM77 194H78V196L82 195V194L76 193V195H77ZM114 194H115V193H114ZM122 194H123V193H122ZM126 194H125V196H126ZM160 194H161V193H160ZM199 194H200V193H199ZM199 194H198V195H199ZM229 194H230V193H229ZM64 195H65V194H64ZM74 195H75V194H74ZM74 195H73V196H74ZM88 195H90V194H88ZM104 195H105V194H104ZM131 195L133 196L134 194H131ZM147 195H148V197H150L149 194H147ZM147 195H146V196H147ZM107 196H108V193H107ZM107 196H106V197H107ZM125 196H124V197H125ZM154 196H155V195H154ZM190 196H191V195H190ZM201 196H202V195H201ZM238 196H239V195H238ZM80 197H81V196H80ZM104 197H105V196H104ZM108 197H110V196H108ZM108 197H107V198H108ZM113 197H114V196H113ZM124 197H123V200H124ZM130 197H131V196H130ZM134 197L136 198L137 195L134 196ZM134 197H133V198H134ZM139 197H140V196H139ZM191 197H192V196H191ZM204 197H205V196H204ZM151 198H152V197H151ZM151 198H149V199L151 200ZM155 198H156V197H155ZM183 198H184V197H183ZM206 198H207V197H206ZM208 198H210V197H208ZM219 198H220V197H219ZM219 198H218V199H219ZM66 199H67V198H66ZM98 199H99V198H98ZM104 199H105V201L107 200L106 198H104ZM104 199H102V200H104ZM109 199L112 200V199H114V198H112V199L109 198ZM121 199H122V197H121ZM130 199H132V197H131ZM144 199H146V197H144ZM157 199H158V198H157ZM198 199H199V198H198ZM204 199H205V198H204ZM232 199H233V198H232ZM73 200H74V197H73ZM110 200H109V201H110ZM114 200H115V199H114ZM216 200H217V199H216ZM219 200H220V199H219ZM226 200H227V199H226ZM245 200H246V199H245ZM105 201H104V202H105ZM107 201H108V200H107ZM109 201H108V202H109ZM132 201H133V199H132L130 202H132ZM136 201H137V198H136ZM158 201H159V200H158ZM181 201H182V200H180V202H181ZM193 201H197V200H193ZM212 201H213V200H212ZM212 201H211V202H212ZM220 201H221V200H220ZM220 201H216V202L219 203ZM223 201H224V200H223ZM63 202H64V201H63ZM96 202H98V201H96ZM110 202H111V201H110ZM113 202H116V203L118 202V203H119V201H113ZM125 202H126V201H125ZM133 202H134V201H133ZM182 202H183V201H182ZM200 202H201V201H200ZM235 202H236V201H235ZM257 202H258V201H257ZM65 203H67V202L65 201ZM69 203H70V202H69ZM111 203H112V202H111ZM116 203H115V204H116ZM118 203L116 204V206L118 205ZM121 203H122V202H120V204H121ZM138 203H139V201H137V203H135V205H136V204L138 205ZM149 203H150V202H149ZM155 203L157 204V202H155ZM155 203H153V204H155ZM159 203L161 204V202H159ZM192 203H193V202H192ZM221 203H222V201L220 202V204H221ZM231 203H232V201H231ZM246 203H248V200H247V202H245V203H244V201H243L242 204H246ZM259 203H260V202H259ZM115 204H113V205H115ZM125 204H126V203H125ZM127 204H128V202H127ZM132 204H133V203H132ZM132 204L130 205L131 208H133V206H134V205L132 206ZM156 204H155V205H156ZM182 204H183V203H182ZM193 204H194V203H193ZM200 204H204V203H200ZM223 204H224V203H223ZM223 204H222V207H224ZM256 204H257V203H256ZM70 205H71V204H70ZM106 205H107V206H110V205H108L107 203H106ZM106 205H104V206L107 208ZM113 205H111L110 207L112 208ZM121 205H123V204H121ZM137 205L134 206L133 209H135V208L137 207ZM163 205H164V203H163ZM190 205H192V204H190ZM194 205H196V204H194ZM217 205H218V208H219V204H217ZM236 205H237V204H236ZM236 205H234V206H236ZM238 205L241 206V204H239V203H238ZM126 206H127V205H126ZM201 206H202V205H201ZM229 206H230V204H229ZM240 206H238L240 209H241L242 206L244 207V205H242L241 207H240ZM22 207H23V206H22ZM65 207H66V206H65ZM110 207H108V208H110ZM117 207L119 208V205H118ZM117 207L114 206V208L118 209ZM124 207H125V206H124ZM124 207H123V208H124ZM138 207H139V205H138ZM168 207H169V206H168ZM176 207H180L179 209H181V206H179V205L176 206ZM192 207H193V205H192ZM197 207H198V206H197ZM197 207H196V208H197ZM222 207H221V208H222ZM225 207H227V204H226ZM238 207H237V208H238ZM249 207H251V206H248V208H249ZM63 208H64V206H63ZM108 208H107V209H108ZM123 208H122L121 210H123ZM127 208H128V207H127ZM150 208H151V207H150ZM152 208H153V207H152ZM152 208H151V209H152ZM182 208H183V205H182ZM185 208H186V207H185ZM189 208H190V207H189ZM200 208H201V207H200ZM203 208H204V207H203ZM208 208H209V207H208ZM208 208H204V209L209 210ZM246 208H247V207H246ZM252 208H253V207H252ZM252 208H251V209H252ZM107 209H105V211H104L106 215H107V213H106V210H107ZM128 209H129V208H128ZM223 209H225V208H223ZM18 210H19V209H18ZM102 210H103V209H102ZM131 210H132V209H131ZM137 210H138V209H137ZM153 210H154V209H153ZM153 210H151V211H153ZM156 210H157V209H156ZM162 210H163V209H162ZM165 210H166V208H165ZM165 210H164V211H165ZM181 210H183V209H181ZM189 210H190V209H189ZM211 210L214 211L213 209H211ZM211 210H210V214L212 213ZM218 210H219V209H218ZM254 210H255V209H253V211H254ZM256 210H257V209H256ZM262 210H263V209H262ZM109 211H111V209H109L108 212H109ZM117 211H118V210H117ZM117 211H116V212H117ZM133 211H134V210H133ZM135 211H136V210H135ZM140 211H141V210H140ZM142 211H143V209H142ZM142 211H141L140 213H144V212H145V211H144V212H142ZM158 211H159V209H158ZM168 211H169V210H168ZM176 211H177V210H176ZM179 211H180V210H179ZM179 211H178V212H179ZM183 211H184V210H183ZM183 211H182V212H183ZM192 211H193V210H192ZM196 211H197V210H196ZM228 211H230V209H228ZM228 211H227V212H228ZM231 211H232V209H231ZM236 211H237V210H236ZM240 211H242V210H240ZM250 211H252V210H250ZM27 212H28L27 210H26V212H20V210H19V213H23V217H29V216H27V215L25 214V213H27ZM127 212H128V211H127ZM136 212H138V211H136ZM153 212H154V211H153ZM160 212H161V211H160ZM162 212H163V211H162ZM165 212L167 213V211H165ZM190 212H191V211H190ZM190 212H189V213H190ZM244 212H245V211H244ZM244 212H243V213H244ZM247 212H249V211H247ZM7 213H8V212H7ZM65 213H66V212H65ZM96 213H97V212H96ZM111 213H112V212H111ZM114 213H115V212H114ZM118 213H119V211H118ZM134 213H135V212H134ZM146 213H148L147 210H146L145 214H146ZM150 213H152V212H150V210H149V213H148V214L150 215ZM155 213H156V212H155ZM158 213H159V212H158ZM163 213H164V212H163ZM170 213H172V211H171ZM173 213H175V211H174ZM173 213H172V214H173ZM184 213H185V212H183V214H184ZM191 213H192V212H191ZM191 213H190V214H191ZM194 213H195V212H194ZM194 213H192L193 217H194ZM196 213H200V211H198V212H196ZM230 213L232 214L233 212H230ZM230 213H229V215H226V217H227V216H230ZM240 213H241V212H240ZM245 213H246V212H245ZM259 213H260V215H262L264 212H263V213H262V212H259ZM259 213H258V215H259ZM261 213H262V214H261ZM105 214H104L103 218L106 216ZM125 214H126V213H124V216H125ZM180 214L182 215V213H180ZM226 214H227V213H226ZM249 214H250V213H249ZM249 214H248V215H249ZM252 214H253V213H252ZM254 214H255V213H254ZM254 214H253V216H255ZM7 215H8V214H7ZM14 215L16 216V214H14ZM14 215L11 214V216H14ZM18 215H19V214H18ZM20 215H21V214H20ZM25 215H26V216H25ZM40 215H41V214H40ZM53 215H54V214H53ZM73 215H74V214H73ZM83 215H84V213H83ZM83 215H82V216H83ZM109 215H110V212H109ZM111 215H113V214H111ZM115 215H116V213H115ZM118 215H120V213H119ZM130 215H131V214H130ZM137 215H138V214H137ZM169 215H170V216H169ZM169 215H168V216L171 217V214H169ZM175 215H177V214H175ZM175 215L173 214L172 218H173ZM178 215H179V214H178ZM186 215H187V214H186ZM195 215L197 216V214H195ZM198 215H200V214H198ZM202 215H203V214H202ZM205 215H206V214H205ZM205 215H203V216H205ZM211 215H212V214H211ZM233 215H234V214H233ZM235 215H236V213H235ZM239 215H240V214H239ZM256 215H257V214H256ZM1 216L3 217L4 215H1ZM11 216H10V217H11ZM30 216L32 217V215H30ZM76 216H77V215H76ZM84 216H85V215H84ZM121 216H122V218H123V215H122V214H121ZM128 216H129V213H128L127 216H125V217H128ZM144 216H145V215H143V217H144ZM147 216H148V215H147ZM147 216H146V217H147ZM159 216H160V215H159ZM165 216H166V215H165ZM179 216H180V215H179ZM182 216H183V215H182ZM214 216H215V214H214ZM218 216H219V213H218ZM218 216H217V217H218ZM246 216H247V215H246ZM246 216H245V218H246ZM250 216H251V218H252V215H250ZM2 217H1V218H2ZM7 217H8V216H7ZM10 217H8V222H7V224H6V222H5L6 220H4V219H5L4 217H3V218H4L3 220L1 219L0 222L2 223V221H4L5 225H4V224H3V225L6 227V228L3 227V228H1V229L7 230V227H8V230H10L11 233H8V234L6 235L7 238H8V241H9V239H14V240H16V241H17V240H20L19 237H21V236H20V234H19L18 231H17V230H19V229H18V224H17V223H18V220L14 218L15 220H17V223H15V224H17V225H15L14 222H13L14 219L12 220V219H10ZM68 217H69V216H68ZM77 217H79V216H77ZM98 217H99V216H98ZM100 217H101V216H100ZM110 217H111V216H110ZM125 217H124V218H125ZM135 217H136V216H135ZM143 217H142V218H143ZM146 217H144V219H145ZM148 217H149V218H153L152 215H151V217H150V216H148ZM148 217H147V218H148ZM155 217H156V215H155ZM176 217H177L178 220H179V217H178V216H176ZM199 217H200V216H199ZM199 217H198V218H199ZM212 217H213V216H212ZM212 217H211V218H212ZM217 217H216V218H217ZM222 217H223V215H221V218H222ZM237 217H238V216H237ZM240 217H241V216H240ZM248 217H249V216H248ZM248 217H247V218H248ZM258 217H259V216H258ZM19 218H20V216H19ZM29 218H30V217H29ZM48 218H49V217H48ZM69 218H70V217H69ZM71 218H73V216H72ZM71 218H70V220H72ZM86 218H87V217H86ZM115 218L118 219L117 215H116ZM163 218H164V217H163ZM167 218H168V217H167ZM184 218H185V217H184ZM184 218L182 217V220H184ZM200 218H201V217H200ZM200 218H199V219H200ZM205 218H206V217H204V222H205L206 220H208V218H210V217L207 216V219H206V220H205ZM216 218H215V219H216ZM223 218H224V217H223ZM230 218H231V221H230V222H233V220L237 219V218L234 219V217L232 218V216H230ZM245 218L242 219V220H246ZM249 218H250V217H249ZM249 218H248V220H249ZM251 218H250V219H251ZM262 218H263V216H262ZM49 219H50V218H49ZM61 219H63L62 216H61L60 220H61ZM74 219H75V218H74ZM81 219H82V218H81ZM92 219H93V218H92ZM96 219H97V218H96ZM96 219H94V220H96ZM116 219H115V220H116ZM125 219H126V218H125ZM125 219H124V220H125ZM130 219H131V218H130ZM137 219H138V218H137ZM154 219H157V218H153V220H154ZM160 219H161V218H160ZM160 219H159V222H160ZM164 219H166V217H165ZM168 219H169V218H168ZM168 219H166L165 221L167 222ZM180 219H181V218H180ZM201 219H202V221H203V218H201ZM215 219H213V220L215 221ZM232 219H233V220H232ZM260 219H261V218H260ZM260 219H259V220H260ZM29 220H30V222H31L32 219H29ZM42 220H45V219H41V222H42ZM46 220H47V218H46ZM50 220H51V219H50ZM82 220L85 221L84 219H82ZM97 220H98V219H97ZM108 220H110V219H108ZM115 220H114L113 222H115ZM126 220H127V221H131V220H129V219H126ZM138 220H139V219H138ZM161 220H162V219H161ZM170 220H171V221H170L171 223H170V222H169V223H170L171 225H174V224H172V223H175V222H172V221H173L172 219H170ZM182 220H181V221H182ZM221 220H222V219H220V221H221ZM227 220L229 221V217L227 218ZM248 220H246V221H248ZM256 220H257V219H256ZM263 220H264V219H263ZM263 220H262V221H263ZM25 221H28V218H27V220H25ZM32 221H33V220H32ZM36 221H38V220H36ZM58 221H59V220H58ZM58 221H57V222H58ZM68 221H69V220H68ZM68 221H67V222H68ZM91 221H92V220H90V224H91ZM104 221H105L104 224H105L106 228H105V226H101V227H99L100 225H98V226L96 225L97 222H100V224H101V223L103 222L102 220L97 221L96 224H95V222H93L94 225H96V226H93V225H92L93 227H96V228H94V229H93V228H88V227H86V229L83 228V227L80 228L81 225H80V226H77V227H79L81 230H84V229H85V231H84L83 234H85L86 236H89V237L91 238V240H93V241H95V242L100 241L101 244H104V245H105L106 247H108V248H115L116 251H117V253H118V255H120V257L122 258V264H140V263H137L138 260L135 259L134 257H133L132 261H133L134 259H135V261L132 262V261L130 260V259L132 258V256H133V255L131 256V253H132V252H135V251H137V249H139V251H145L146 254H147V253H148L147 250H149V249L152 250V248L154 247V246L151 245L152 243H149V242H148V240H149L148 238H147V239L145 238V239H146V240H145V239L142 237L143 235L140 237L141 234H140L139 232H138L139 235L137 234V231H136L135 229L138 227V225H139L140 223L136 226L135 229H134L133 227H131V226H133V225H135V224H130V225H129V222H127L128 225L124 227L125 229H118V230H116L117 227H116V229H115V228H114L115 226L111 228V226L109 225V227L111 228V230H110V229L108 228V225H106V220H104ZM117 221H118V220H117ZM120 221H121V220H120ZM143 221H144V220H143ZM151 221H152V220H151ZM151 221H150V219H149V222H151ZM168 221H169V220H168ZM186 221H187V220H186ZM214 221H211V222H214ZM236 221H237V220H236ZM236 221H235L234 223H236ZM239 221H240V219L238 220L237 223H238L239 225L242 224V222L239 223ZM246 221H245V222H246ZM250 221L252 222L253 220H250ZM250 221H249V223H250ZM260 221H261V220H260ZM15 222H16V221H15ZM19 222H20V221H19ZM33 222H34V221H33ZM33 222H31L30 224H34V223H35V222H34V223H33ZM38 222H40V221H38ZM46 222H47V221H45V223H46ZM55 222H56V221H55ZM59 222H60V221H59ZM67 222L64 221L65 224H66ZM69 222H70V221H69ZM71 222H74V221L72 220ZM111 222H112V220H111ZM124 222H125V221H124ZM132 222H133V220H132ZM134 222H135V221H134ZM140 222H141V221H140ZM159 222H157V223H159ZM163 222H164V221H163ZM163 222H162V224H164ZM177 222H179V221H177ZM177 222L175 223L176 225L178 224ZM200 222H201V221H200ZM206 222H207V221H206ZM206 222H205V223H206ZM218 222H219V221H218ZM245 222H243V223H245ZM28 223H29V222H26V224H28ZM48 223H52V222H48ZM48 223H47V224H48ZM60 223H62V221H61ZM74 223H76V222H74ZM81 223H83V222H81ZM85 223H88V224H89L88 221H85ZM93 223H92V224H93ZM118 223H120V222H118ZM118 223H115V224H118ZM136 223H137V222H136ZM167 223H168V222H167ZM167 223H166V224H167ZM183 223H184V222H183ZM207 223H208V222H207ZM207 223H206V224H207ZM216 223H217V222H216ZM249 223H245V224L248 225ZM253 223H254V221H253ZM253 223H252V224H253ZM262 223H263V222H262ZM20 224H21V222H20ZM20 224H19V226H20ZM26 224H25V225H26ZM67 224H68V223H67ZM83 224H84V223H83ZM98 224H99V223H98ZM122 224H123V223H122ZM146 224H148V223H146ZM155 224H156V223H155ZM181 224H182V223H181ZM189 224H190V223H189ZM200 224H201V223H200ZM208 224H209V223H208ZM208 224H207V225H208ZM211 224H212V223H211ZM211 224H209V225H211ZM230 224H231V223H230ZM232 224H233V223H232ZM238 224H237V225H238ZM25 225H23V226H25ZM28 225H29V224H28ZM39 225H40V224H39ZM56 225H57V224H56ZM72 225H73V224H72ZM78 225H79V224H78ZM124 225H126V224L124 223ZM141 225H143V224H141ZM141 225H139V226L142 228L143 226H141ZM148 225H150V223H149ZM152 225H153V224H152ZM176 225H174V226L176 227ZM178 225H179V224H178ZM182 225H183V226H186L185 224H182ZM187 225H188V224H187ZM192 225H193V224H192ZM201 225H202V224H201ZM209 225H208V228H209ZM214 225H215V222H214ZM218 225H220V223H218ZM239 225H238V226H239ZM31 226H32V225H31ZM36 226H37V225L35 224V227H36ZM67 226H68V225H67ZM69 226H70V225H69ZM75 226H76V225H75ZM75 226H73V227H75ZM89 226H90V225H89ZM168 226H169V224H168ZM179 226H180V225H179ZM183 226H181V227H183ZM188 226H189V228H190L191 224L188 225ZM188 226L183 227V228H187ZM223 226H224V224H223ZM226 226H227V225H226ZM232 226L234 227V224L231 225V227H232ZM242 226H243V225H242ZM257 226H258V224H257ZM62 227H64V225H63ZM149 227H150V226H149ZM170 227H171V226H170ZM170 227H169V228H170ZM194 227H196V226H194ZM202 227H203V226H202ZM210 227H212V226H210ZM218 227H220V226H218ZM227 227H230V226H227ZM244 227H245V226L241 227V229H243L242 231H245V230H244ZM258 227H259V226H258ZM262 227H263V226H262ZM19 228H20V227H19ZM64 228H66V227H64ZM69 228L71 229V226H70ZM69 228H67V229L69 230ZM87 228H88V229H87ZM107 228H108L109 230H107ZM113 228H114V229H113ZM143 228H144V227H143ZM143 228H142V229H143ZM164 228H165V227H164ZM169 228H168V230H169ZM172 228H173V227H172ZM183 228H182V229H183ZM191 228H192V227H191ZM246 228H247V227H245V229H246ZM259 228H260V227H259ZM263 228H264V227H263ZM1 229H0V230H1ZM34 229H35V228H34ZM34 229H33V230H34ZM41 229H42V228H41ZM44 229H45V228H44ZM56 229H57V228H56ZM112 229H113V230H112ZM137 229H138V228H137ZM153 229H155V228H153ZM159 229H160V228H159ZM173 229L176 230V228H173ZM177 229H178V227H177ZM187 229H188V228H187ZM187 229H184V231H187ZM204 229H205V228H204ZM219 229H220V228H219ZM222 229H224V228H222ZM225 229H226V228H225ZM233 229H234V228H233ZM233 229H231V231H229V234H230V232L234 231ZM235 229H236V228H235ZM247 229H249V228H247ZM247 229H246V230H247ZM260 229H262V228H260ZM8 230H7V231H8ZM21 230H22V229H21ZM31 230H32V229H31ZM36 230H37V229H36ZM42 230H43V229H42ZM45 230H46V229H45ZM53 230H54V228L52 229V231H53ZM58 230H59V228H58ZM60 230H61V229H60ZM64 230H65V229H64ZM68 230H67V231H68ZM72 230H75V229L73 228ZM77 230H78V229H77ZM77 230H75V231H77ZM139 230H140V229H139ZM146 230H148V232H149V231L151 230V228H147V229H144V230H143V231L145 232V237H146V235L148 234ZM170 230H171V228H170ZM170 230H169V231H170ZM179 230H180V229H179ZM179 230H178V233H177V232H176V233H175V232H172V233H175V235H178V236L181 237V233H180L181 230H180V231H179ZM189 230L192 231V229H189ZM212 230H213V229H212ZM226 230H227V229H226ZM250 230H252V229H250ZM253 230H254V229H253ZM19 231H20V230H19ZM38 231H39V230H38ZM48 231H49V230H48ZM50 231H51V230H50ZM55 231H56V230H55ZM67 231H64V232L67 233ZM79 231H80V230H79ZM151 231H154V230H151ZM151 231H150V232H151ZM157 231H158V229H157ZM176 231H177V230H176ZM193 231H194V228H193ZM193 231H192V233H193ZM195 231H196V230H195ZM195 231H194V232H195ZM200 231H201V230H200ZM236 231H237V230H236ZM140 232H141V231H140ZM150 232H149V233H150ZM203 232H204V231H203ZM203 232H202V233H203ZM215 232H216V231H215ZM221 232H223V231L221 230ZM240 232H241V230H240ZM247 232H250V231H246V232H245L246 235H249V233H247ZM258 232H259V231H258ZM65 233H63V235H64ZM73 233H75L74 235H76V236L71 235V236H74V237H73V240H72V239H69V238H72V237L69 236V235H70V234H73ZM167 233H168V232H167ZM195 233H196V232H195ZM213 233H214V232H213ZM213 233H212V234H213ZM216 233H217V232H216ZM232 233H233V232H232ZM238 233H239V232H238ZM238 233H237V235H238ZM245 233H244V234H245ZM252 233H253V232H250V234H252ZM254 233H256V232H254ZM254 233H253V234H254ZM259 233H261V232H259ZM1 234H2V233H1ZM48 234H49V233H48ZM81 234H82V233H79V232L76 233V232H73V231H72L71 233H68V235L65 234V236H69V237H67V239H69V240H71V241L74 242V238H75V239H78L77 236H80ZM153 234L155 235V237L163 236V235H161L162 233H159V232H154ZM163 234H165V233H163ZM189 234H190V233H189ZM221 234H222V233H221ZM241 234H242V232H241ZM256 234H258V233H256ZM256 234H255V236L257 237L258 235H256ZM263 234H264V233H263ZM263 234H262V235H263ZM3 235H4V234H3ZM8 235H11V237H8ZM56 235H59V234H56ZM166 235H167V234H165L164 236H165V237H167V236L170 237V236H171V232H170V235H167V236H166ZM195 235H197V234H195ZM203 235H204V233H203ZM205 235H206V234H205ZM260 235H261V234H260ZM260 235H259V236H260ZM262 235H261V236H262ZM6 236H5V237H6ZM29 236H30V235H29ZM65 236H64V237H65ZM147 236H148V235H147ZM151 236L153 237V235H151ZM198 236H199V235H198ZM200 236H201V235H200ZM206 236H207V235H206ZM230 236H231V234H230ZM261 236H260V238H258V239H259L258 241L261 240ZM30 237H31V236H30ZM59 237H60V235H59ZM61 237H63V236H61ZM152 237L150 238V240L152 239ZM165 237H164V238H165ZM171 237L173 238L174 235L171 236ZM187 237H188V236H187ZM189 237H190V235H189ZM207 237H208V236H207ZM209 237H210V236H209ZM251 237H252V235H251ZM0 238H2V236H1ZM44 238H45V237H44ZM174 238L177 239L178 237H174ZM192 238L195 239V238H197V237H195V238H194V237H191V239H192ZM203 238H204V236H203ZM211 238H212V237H211ZM232 238H233V237H232ZM232 238H230L229 241H230V240L232 241V240H233ZM235 238H236V237H235ZM235 238H234V239H235ZM252 238H253V237H252ZM263 238H264V236H263ZM263 238H262V243H263V240H264ZM2 239H3V238H2ZM4 239H5V238H4ZM64 239H66V238H64ZM158 239H159V238H158ZM178 239H179V238H178ZM180 239H182V237H181ZM187 239H190V238H187ZM187 239H186V237H185V240H186V241H189V240H187ZM198 239H200V237H199ZM243 239H244V238H243ZM254 239H255V238H254ZM256 239H257V238H256ZM14 240H12V241H14ZM62 240H63V238H62ZM62 240L60 239L59 241L62 242ZM79 240H80V239H79ZM79 240H78V241H79ZM206 240H208V239L205 238L204 240H201V242H202V241L205 242ZM4 241H7V239L4 240ZM37 241H38V240H37ZM45 241H46V239L43 240V242H45ZM59 241H58V242H59ZM64 241H66V240H64ZM76 241H77V240H76ZM76 241H75V242H76ZM86 241H87V240H86ZM159 241H160V240H159ZM159 241H156V242H158V244L160 245L161 243H159ZM173 241H175V240L173 239V240H172V243H173ZM193 241H194V240H193ZM197 241H198V240H197ZM209 241H211V240L209 239ZM243 241H244V240H243ZM1 242H2V241H0V245H1ZM17 242H18V241H17ZM69 242H70V241H69ZM79 242H82V240H80ZM150 242H154V240H153V241H150ZM177 242H178V240H177ZM181 242H182V241H181ZM181 242L179 241V243H181ZM183 242H184V241H183ZM195 242H196V241H195ZM199 242H200V240H199ZM212 242H213V240H212ZM212 242H211V243H212ZM214 242H215V241H214ZM214 242H213V243H214ZM216 242H217V241H216ZM237 242H238V240L236 241V243H237ZM246 242H247V241H246ZM250 242H251V244H252V241L249 240V243H250ZM260 242H261V241H260ZM8 243H10V244H8L9 247H7V244H6V247H5V248H7V250H8V248L11 247V245H12L14 242H12V243H11V242H8ZM22 243H23V242H22ZM45 243H47V242H45ZM55 243H56V242H55ZM55 243H54V247H55V245H56ZM62 243H63V242H62ZM154 243H155V242H154ZM163 243H164V242H163ZM168 243H169V242H168ZM172 243H170V244H172ZM179 243H178V244H179ZM193 243H194V242H193ZM196 243H197V242H196ZM206 243H207V241L205 242V244H206ZM218 243H220V242H218ZM238 243H239V242H238ZM240 243H241V242H240ZM240 243H239V244H240ZM2 244H3V243H2ZM27 244H28V243H27ZM29 244H30V243H29ZM29 244H28V245H29ZM63 244H65V243H63ZM70 244H71L70 246H72V244L74 245V243H70ZM81 244H83V243H81ZM98 244H99V243H98ZM98 244H97V245H98ZM174 244H176V243H173V245H174ZM178 244H176L177 247L179 246ZM191 244H192V243H191ZM203 244H204V243H203ZM208 244H209V243H207V245H208ZM239 244H237V245H239ZM243 244H244V243H243ZM246 244H247V243H246ZM263 244H264V243H263ZM17 245H18V244H16V245L14 244L15 247H16ZM20 245H21V244H20ZM20 245H19V246H20ZM38 245H39V244H37V246H38ZM40 245H41V244H40ZM76 245H77V242H76ZM76 245H75V246H76ZM104 245H102V246H104ZM154 245L158 248L157 244H154ZM163 245H165V244H163ZM181 245H182V244H180V246H181ZM188 245H189V244H188ZM237 245H236V246H237ZM259 245H260V244H259ZM261 245H262V244H261ZM2 246H3V245H2ZM2 246H1V247H2ZM14 246H12V247H14ZM65 246H66V245H65ZM70 246H66L65 249H67V247H70ZM75 246H74V249H75ZM82 246H83V245H82ZM93 246H94V245H93ZM93 246H92V249H94ZM95 246H96V244H95ZM160 246H161V245H160ZM166 246H167V245H166ZM171 246H172V245H171ZM185 246H186V245H185ZM195 246L198 247L197 245H195ZM204 246H206V245H204ZM208 246H209V245H208ZM227 246H228V245H227ZM236 246H235V244H234V247H236ZM253 246H254V245H253ZM15 247H14V248H15ZM58 247H60V246H58ZM58 247L53 248L52 251H54V249H55V251H56V249H57ZM76 247L79 248L78 245H77ZM98 247H101V245H100V246L98 245ZM161 247H163V246H161ZM164 247H165V246H164ZM186 247H187V246H186ZM188 247H189V246H188ZM190 247H191V246H190ZM225 247H226V246H225ZM231 247H232V246L230 245V248H231ZM234 247H232V249H233ZM243 247H245V246H243ZM248 247H249L248 249L252 248L251 245H250V246L248 245ZM254 247H255V246H254ZM257 247H258V246H257ZM3 248H4V247H2L1 249H3ZM51 248H52V247H51ZM170 248H171V247H170ZM170 248H169V250H170ZM179 248H180V247H179ZM182 248H183V246H182ZM198 248H199V247H198ZM239 248L241 249V246H240ZM255 248H256V247H255ZM255 248H254V249H255ZM259 248H260V247H259ZM259 248H258V250H259V252L261 253V250H260ZM160 249H161V248H160ZM183 249H184V248H183ZM189 249H190V248H189ZM192 249H193V247H192ZM200 249L202 250V247H200ZM209 249H210V248H209ZM262 249H263V248H262ZM4 250H5V249H4ZM7 250H6V251H7ZM18 250H19V248H18ZM43 250H44V249H43ZM67 250L69 251V254H70V252H71L70 250H71V249L69 248V249H67ZM72 250H73V249H72ZM96 250H97V247H96ZM96 250H93V251L97 252ZM98 250H99V249H98ZM109 250H110V249H109ZM154 250H155V248H154ZM163 250H164V249H163ZM163 250H160V251L162 252ZM181 250H182V249H181ZM185 250H186V249H185ZM193 250L196 251V250H199V249L196 248V250H195V249H193ZM201 250H200V251H201ZM235 250H238V249L236 248ZM244 250L246 251L247 249L244 248ZM250 250H251V249H250ZM0 251H1V250H0ZM8 251L10 252V249H9ZM15 251H16V250H14V252H15ZM57 251H58V250H57ZM89 251H91V250H89ZM110 251H111V250H110ZM160 251H159V252H160ZM232 251H234V249H233ZM240 251H241V250H240ZM240 251H238V252H240ZM59 252H60V251H59ZM75 252H76V249H75ZM95 252H94V253H95ZM106 252H107V251H106ZM137 252H138V251H137ZM149 252H150V251H149ZM179 252H180V250H179ZM181 252H182V251H181ZM188 252H189V251H188ZM196 252H197V251H196ZM196 252H195V253H196ZM198 252H199V251H198ZM247 252H248V251H247ZM247 252H246V253H247ZM249 252H251V251H249ZM5 253H6V252H5ZM25 253H26V252H25ZM112 253H113V252H112ZM152 253H153V252H152ZM252 253H253V251H252ZM252 253H249V254L252 255ZM6 254H7V253H6ZM11 254H12V253H11ZM50 254H52V252H50ZM54 254H55V253H54ZM108 254H109V253H108ZM136 254H138V253H136ZM140 254H141V253H140ZM150 254H151V252H150ZM165 254H166V253H165ZM181 254H182V253H181ZM200 254H201V253H200ZM237 254L239 255V253H235L236 256H238ZM242 254H243V253H242ZM7 255H8V254H7ZM12 255H13V254H12ZM19 255H20V254H19ZM58 255H60V253H59ZM61 255H62V254H61ZM61 255H60V257H61ZM88 255H89V252H88ZM88 255H87V256H88ZM153 255L155 256L156 253H155V254L153 253ZM183 255H184V254H183ZM228 255H229V254H228ZM235 255H232V256H233V257H236ZM244 255H245V254H243V256H244ZM251 255H250V256H251ZM8 256H9V255H8ZM40 256H41V255H40ZM40 256H39V257H40ZM70 256H71V254H70ZM130 256H131V258H130ZM136 256H137V255H136ZM194 256H195V255H194ZM194 256H193V257H194ZM216 256H217V255H216ZM230 256H231V253H230ZM232 256H231V257H232ZM10 257H11V256H9V257H7V258H10ZM23 257H25V255H23ZM41 257H43V256H41ZM65 257H66V256H65ZM71 257H73V256H71ZM71 257H70V258H71ZM82 257H83V256H82ZM90 257H91V256H90ZM145 257H146V255H145ZM151 257H152V256H151ZM151 257L147 256V258H151ZM185 257H186V255H185ZM187 257H188V256H187ZM187 257H186V260H187ZM199 257H200V255H198V257L196 256V258L200 260ZM220 257H221V255H220ZM223 257L226 259L225 256H223ZM231 257H230V258H231ZM246 257H247V256H246ZM248 257H249V255H248ZM248 257H247V259L250 260ZM252 257H253V256H252ZM255 257H256V256H255ZM257 257H258V256H257ZM261 257H262V256H261ZM261 257H260V258H261ZM31 258H32V257H31ZM31 258H30V259H31ZM51 258H52V257H51ZM62 258H64V257H62ZM155 258H157V257H155ZM155 258H153V260H155ZM217 258H218V257H217ZM2 259H3V258H2ZM4 259H5V258H4ZM25 259H27V258H25ZM52 259H53V258H52ZM66 259H67V258H66ZM83 259H84V258H83ZM85 259H86V258H85ZM151 259H152V258H151ZM172 259H173V258H172ZM238 259H240L239 256H238ZM243 259L245 260V258H243ZM243 259H242V260H243ZM251 259H252V258H251ZM0 260H1V258H0ZM12 260H13V259H12ZM18 260H19V259H18ZM22 260H23V259H22ZM53 260H54V259H53ZM68 260H70V259H68ZM71 260H72V259H71ZM73 260H74V259H73ZM148 260H150V259H148ZM157 260H159V259L157 258ZM157 260H155V261H157ZM231 260H233V259L231 258ZM254 260H255V259H254ZM262 260H263V259H262ZM262 260H261V261H262ZM5 261H8V260L5 259ZM26 261H27V260H26ZM48 261H50V260H48ZM54 261H55V260H54ZM150 261L153 262L152 260H150ZM155 261H154V262H155ZM163 261L165 262V260H163ZM163 261H160V262L162 263ZM219 261H220V260H219ZM219 261H218V264L220 263ZM226 261H227V260H226ZM233 261H234V260H233ZM235 261H237V260H235ZM256 261H257V260H256ZM14 262H16V260H14ZM17 262H18V261H17ZM22 262H23V261H22ZM27 262H28V261H27ZM56 262H57V261H56ZM66 262H67V260H66ZM80 262H81V264H82V261H81V260H80ZM89 262H90V261H89ZM89 262H88V264H90ZM119 262H120V261H119ZM142 262H144V261H141V263H142ZM148 262H149V261H148ZM151 262H150L149 264H151ZM166 262H167V261H166ZM224 262H225V261H224ZM228 262H229V261H228ZM243 262H244V261H243ZM3 263H5V262H3ZM3 263H2V264H3ZM11 263H12V262H11ZM38 263H39V262H38ZM52 263L55 264V262H52ZM158 263H159V261H158ZM161 263H159V264H161ZM173 263H174V262H173ZM221 263H222V262H221ZM232 263H233V262H232ZM252 263H253V262H252ZM7 264H8V263H7ZM23 264H25V263H23ZM29 264H30V263H29ZM61 264H62V263H61ZM78 264H79V263H78ZM85 264H87V263L85 262ZM142 264H143V263H142ZM145 264H146V263H145ZM155 264H157V263H155ZM163 264H164V263H163ZM215 264H216V262H215ZM239 264H241V261H240ZM249 264H250V263H249Z\"/></svg>",
	"mask_w": 264,
	"mask_h": 264
}]
</instances>
